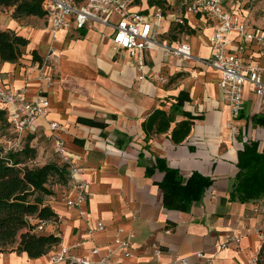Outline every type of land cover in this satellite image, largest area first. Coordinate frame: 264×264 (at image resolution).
Masks as SVG:
<instances>
[{
  "label": "crops",
  "instance_id": "1",
  "mask_svg": "<svg viewBox=\"0 0 264 264\" xmlns=\"http://www.w3.org/2000/svg\"><path fill=\"white\" fill-rule=\"evenodd\" d=\"M139 5L146 7L147 0ZM11 10L0 6V28L13 29L28 43L17 61H0V83L21 88L28 98L43 91L49 102L47 118L59 123L56 133L79 154L78 176L85 180V197L79 202L83 213L66 204L67 197H75L69 184L63 198L51 204L59 216V242L52 249L70 246L71 254L89 255L95 261L111 249L108 264H162L177 256L186 257L189 264H247L262 242L256 231L264 228V195L240 202L229 198V190L237 150L257 141L258 150L264 151V124L256 121L264 117V99L245 85L242 113L229 123L218 86L220 73L205 62L211 54L209 17L185 10L179 0L175 15L194 29L182 38L192 57L183 60L154 47L146 52L144 75L139 78L141 72L128 53L112 48L111 26L93 21L81 29L63 27L51 41L43 17L17 19ZM172 23L169 17L159 22L157 39ZM182 40L158 39L170 48ZM32 49L41 61L32 59ZM258 56L264 65V55ZM261 75L264 78V71ZM182 89L190 100L173 113L171 126L183 118V110L201 116L193 119L189 133L178 143L168 131L146 141L141 122L155 108L169 113ZM33 129L31 145L43 137L51 139L46 119H37ZM155 157L177 168L183 181L196 170L212 183L187 210L167 208L159 187L164 173L153 166ZM98 221L104 223L103 229L96 228ZM116 238L128 243L129 254ZM223 240L225 246L218 248ZM93 246L99 252L90 254ZM0 264L53 263L49 253L29 258L26 252H10L0 254Z\"/></svg>",
  "mask_w": 264,
  "mask_h": 264
},
{
  "label": "built area",
  "instance_id": "2",
  "mask_svg": "<svg viewBox=\"0 0 264 264\" xmlns=\"http://www.w3.org/2000/svg\"><path fill=\"white\" fill-rule=\"evenodd\" d=\"M140 2L141 0H41V5L45 11L43 18L51 41L63 27L81 29L93 21L111 26L112 48L125 50L141 72L138 77L142 78L146 52L154 47L170 50L183 60L190 59L192 54L190 45L185 40L170 48L157 39L156 26L162 19L169 17L171 21L184 23L183 18L169 11L163 13L160 6L150 5L148 0V5L142 8ZM180 4L185 10L193 14L207 15L211 20V54L205 62L220 73L218 86L228 107L231 124L242 113L245 85L255 96L264 99V78L261 75L264 65H261L258 59V55H264V25L258 26L248 20L247 10L237 0H180ZM182 32L186 39L187 33ZM250 47H253V52L248 50ZM0 110L5 118V121H0V146L7 150L16 149L21 145L25 135L34 131L37 119H46L53 150L67 164L68 184L75 193L73 199H65L66 204L83 213L79 202L85 197V180L78 176L80 156L77 152L69 150L64 140L56 133L59 123L47 118L49 102L43 91L40 90L33 98H28L21 88L12 89L0 83ZM58 222V215L50 219H40L35 230H49L56 235ZM96 228L103 229L104 223L98 221ZM166 231L169 232V229ZM256 234L264 241V228L258 229ZM115 241L129 254L125 240L119 241L116 238ZM225 244L226 240H223L218 244V248L224 247ZM97 252L98 246H93L90 250V254ZM112 252L111 249H105V254L95 261L89 255H73L70 253V246H62L49 252V260L53 264H108ZM198 255L201 256L200 253ZM162 264L189 262L186 257L177 256L171 262ZM247 264H256V255Z\"/></svg>",
  "mask_w": 264,
  "mask_h": 264
},
{
  "label": "trees",
  "instance_id": "3",
  "mask_svg": "<svg viewBox=\"0 0 264 264\" xmlns=\"http://www.w3.org/2000/svg\"><path fill=\"white\" fill-rule=\"evenodd\" d=\"M148 3L160 6L163 13L167 12L169 5L167 0H148ZM0 6L10 7L11 15L17 19L28 15L43 17L45 14L41 0H0ZM183 21L185 22V18ZM172 28L188 34L194 32L189 25L175 21ZM27 43L28 39L13 29L0 28V61H17L23 53L21 47ZM31 56L34 60L42 59L35 49L31 50ZM174 99L169 113L162 108H155L141 122L146 141L154 134L168 131L172 142L178 143L189 133L193 119L201 116L183 110V118L171 126L174 121L173 113L185 101H189L190 96L182 89ZM0 121H5L2 110ZM83 121L90 123L89 119ZM256 121L264 124V117H258ZM31 138V134H26L16 149L7 150L0 146V254L26 252L29 258H35L49 253L59 242L57 235L38 232L35 227L38 220L57 215L44 196L53 193L47 185L51 176L56 175L68 184L67 164L46 162L28 166L23 163L36 152V147L30 144ZM257 145V141H250L237 150V170L229 190L230 199L245 202L264 195V151L258 150ZM153 166L164 173L159 187L162 189V202L167 208L187 210L190 203L200 199L204 190L212 183L208 175L196 170L183 181L178 169L168 166L160 157L154 158ZM261 257H264V241L256 253V264Z\"/></svg>",
  "mask_w": 264,
  "mask_h": 264
},
{
  "label": "rangeland",
  "instance_id": "4",
  "mask_svg": "<svg viewBox=\"0 0 264 264\" xmlns=\"http://www.w3.org/2000/svg\"><path fill=\"white\" fill-rule=\"evenodd\" d=\"M170 1V3H169ZM238 3L244 7L245 10L248 12V18L256 23L257 25L264 24V0H237ZM139 2V0H138ZM168 7L167 11L170 13L177 14L179 13V0H168ZM173 23L171 24L168 32L163 33L162 36L160 35L158 39H166L168 42H173L177 40H182L184 38L183 34L179 30H175L172 28ZM106 31V29H105ZM36 147L35 155L32 158H27L24 160L23 163L27 164L28 166H35L41 165L46 162H56L57 164H62L63 161L59 155H57L53 150L52 140L43 137L41 140L38 141ZM47 185L53 191L51 195L44 196L46 198V202L52 204L55 200L62 199L66 189L67 183L63 181L62 178L53 175L49 178ZM38 232H45V231H38ZM258 264H264V257H261Z\"/></svg>",
  "mask_w": 264,
  "mask_h": 264
}]
</instances>
